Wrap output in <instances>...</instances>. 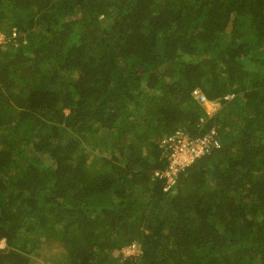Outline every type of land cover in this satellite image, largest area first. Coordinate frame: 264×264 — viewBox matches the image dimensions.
<instances>
[{
  "label": "trees",
  "instance_id": "16d2710c",
  "mask_svg": "<svg viewBox=\"0 0 264 264\" xmlns=\"http://www.w3.org/2000/svg\"><path fill=\"white\" fill-rule=\"evenodd\" d=\"M0 33V264H264V0H0ZM211 127L164 190L160 140Z\"/></svg>",
  "mask_w": 264,
  "mask_h": 264
},
{
  "label": "built area",
  "instance_id": "2783aa9c",
  "mask_svg": "<svg viewBox=\"0 0 264 264\" xmlns=\"http://www.w3.org/2000/svg\"><path fill=\"white\" fill-rule=\"evenodd\" d=\"M12 35L15 36V32ZM2 37L3 35H1ZM192 95L200 103L207 101L206 96L199 88L194 89ZM232 97V94L224 96L225 99ZM159 146L164 149L167 162L166 167L161 171H156L155 175L166 179L164 190H167L174 182L175 176L179 171L190 165L194 159L208 152L211 148L219 147L220 139L215 127H211L203 135L196 137L191 136L188 131L178 128L170 134L165 135L160 140ZM2 244L3 240L0 241V247L3 246ZM122 251L125 255L133 254L137 251V246L133 243L130 246L124 247Z\"/></svg>",
  "mask_w": 264,
  "mask_h": 264
},
{
  "label": "rangeland",
  "instance_id": "374dc122",
  "mask_svg": "<svg viewBox=\"0 0 264 264\" xmlns=\"http://www.w3.org/2000/svg\"><path fill=\"white\" fill-rule=\"evenodd\" d=\"M2 35V34H1ZM1 35H0V43L2 41H4V38L2 37L1 38ZM201 105L205 108L206 112L209 114V115H212L214 112H216L217 110H219V107L221 106L217 101H205L204 103H201ZM233 122V120L231 121V123ZM58 251L56 249H44L43 250V255L40 254L39 256V260L46 263L49 261L51 262L52 260H55L56 257H53V254L54 253H57Z\"/></svg>",
  "mask_w": 264,
  "mask_h": 264
},
{
  "label": "clouds",
  "instance_id": "9594fccd",
  "mask_svg": "<svg viewBox=\"0 0 264 264\" xmlns=\"http://www.w3.org/2000/svg\"><path fill=\"white\" fill-rule=\"evenodd\" d=\"M205 95V94H204ZM233 98V97H232ZM232 98H230V99H232ZM207 99V98H206ZM208 100V99H207ZM226 100H229V99H226ZM210 101V100H209ZM212 102V101H211ZM206 111V110H205ZM208 114V113H207ZM1 240H3V239H1ZM0 240V241H1ZM3 246L2 247H0V248H3L4 247V240H3V244H2Z\"/></svg>",
  "mask_w": 264,
  "mask_h": 264
}]
</instances>
